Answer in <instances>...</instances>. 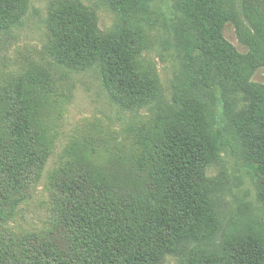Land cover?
<instances>
[{
  "label": "trees",
  "instance_id": "1",
  "mask_svg": "<svg viewBox=\"0 0 264 264\" xmlns=\"http://www.w3.org/2000/svg\"><path fill=\"white\" fill-rule=\"evenodd\" d=\"M31 1L0 0V264H264V220L251 204L226 219V176L209 175L231 152L264 209V12L243 1L242 53L227 0H100L119 19L108 31L83 0H50L39 56L1 64ZM157 20L181 59L169 99L145 61ZM91 69L127 122L82 124L47 170L70 74Z\"/></svg>",
  "mask_w": 264,
  "mask_h": 264
},
{
  "label": "rangeland",
  "instance_id": "2",
  "mask_svg": "<svg viewBox=\"0 0 264 264\" xmlns=\"http://www.w3.org/2000/svg\"><path fill=\"white\" fill-rule=\"evenodd\" d=\"M83 1L96 10L99 26L105 31L111 30L117 25L119 20L117 14L105 2L100 0ZM227 1V6L232 9L235 8L236 19L225 26L224 36L240 52L245 53L248 47L243 40L247 39L245 29L250 28V23L243 15L242 4L244 0ZM247 1L254 6H258L264 12V0ZM153 3L157 5L160 0H154ZM49 4L50 0L31 1L23 24L15 30L16 39L8 47L7 58H4L1 64L7 63L11 66L18 59H33L39 56L37 50H42L47 42L46 17ZM175 4V0H169V6ZM179 15H181L180 12ZM161 25L162 23L157 20L150 31V39L145 51V61L157 72L166 90V98L169 99L174 74L181 69V59L175 46L171 44L170 34ZM70 77L73 83V93L67 104L63 123L58 134L57 148L47 164V170L54 166L62 155L64 146L73 130L84 126L82 124L89 123L88 130L92 132L99 131L101 125L119 129L124 126L127 122L125 120L129 117L128 112L112 103L97 70L73 71ZM253 80L264 83V67L255 72ZM219 173L223 177L224 174L226 176V185L223 189L221 201L222 215L229 219L241 210V205L251 204L250 216L262 222L264 220V209L261 208L257 200V184L251 169L239 161L234 154L225 151L221 162L214 165L209 171L211 177L218 176ZM247 215V213H243V217ZM27 221L30 222L31 218H27ZM165 264H179V262L176 258L170 257Z\"/></svg>",
  "mask_w": 264,
  "mask_h": 264
}]
</instances>
